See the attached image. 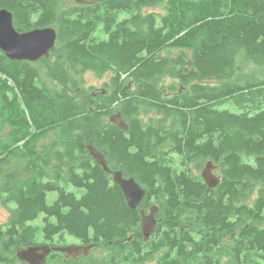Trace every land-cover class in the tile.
<instances>
[{"label":"trees","instance_id":"16d2710c","mask_svg":"<svg viewBox=\"0 0 264 264\" xmlns=\"http://www.w3.org/2000/svg\"><path fill=\"white\" fill-rule=\"evenodd\" d=\"M67 1L0 0L16 31L57 32L38 62L0 51V264L42 237L97 245L106 254L90 264H264V0ZM85 72L110 75L111 91L92 95ZM117 112L126 132L108 122ZM90 143L145 190L135 210ZM208 161L209 190L193 170Z\"/></svg>","mask_w":264,"mask_h":264},{"label":"water","instance_id":"95a60500","mask_svg":"<svg viewBox=\"0 0 264 264\" xmlns=\"http://www.w3.org/2000/svg\"><path fill=\"white\" fill-rule=\"evenodd\" d=\"M103 0H78L79 4H95ZM57 40V32L52 27L34 29L28 32H18L13 27V16L5 9H0V51L10 61H24L35 63L49 56L51 50L55 47ZM108 122L120 131L126 132L128 125L117 112L108 117ZM86 149L92 158L95 166L112 176V181L117 185L125 199L127 207L135 210L145 196V190L138 185L133 178H125L121 171L111 172L108 168L107 158L93 145L87 144ZM218 171V167L213 165L211 161L205 163L201 172V178L207 189H214L219 178L214 175ZM140 214V232L143 241L148 242L152 234L157 228V207L151 206L148 213L143 209L139 210ZM131 238H128L130 241ZM95 245H72L66 247H54V251L64 252L72 257L86 256L94 249ZM50 252L47 245L30 246L17 251L16 258L26 264H44L46 255Z\"/></svg>","mask_w":264,"mask_h":264},{"label":"rangeland","instance_id":"374dc122","mask_svg":"<svg viewBox=\"0 0 264 264\" xmlns=\"http://www.w3.org/2000/svg\"><path fill=\"white\" fill-rule=\"evenodd\" d=\"M75 4H77L75 2V0L74 1H67L66 3H64V7L74 6ZM144 11H145L144 13H151V12L162 13L161 8H147ZM159 54L161 57L168 58V59H174V58H176L182 54L186 55V58H190V56H191L190 52H186V51L182 52V51L176 50V49L164 50ZM43 66H44V64H39V67H43ZM41 70H43V68ZM83 80H84V85L92 90V92H91L92 95H98L99 93L104 95L106 92L109 93L111 91V89L109 88L110 87L109 85H111L110 75H104V76L99 78L91 72H85L83 74ZM164 83H166V85L168 87H171V86L179 87L180 90H178L176 92L177 94H180L184 91V88L180 83H178L172 79L170 80V78H168V77H165ZM171 83H172V85H170ZM206 83L216 85L219 82L216 80H209ZM53 85H56V84H53ZM171 94H173V93H171ZM49 139H50V137L46 141H44L43 144L48 145ZM203 168H204V166H203ZM193 170H194L195 174L198 173V175L201 176V172L203 169L199 172H195V169H193ZM214 175H216L219 178L218 171L214 172ZM148 210L145 212L148 213ZM9 218H10V212L8 211V209L4 208L0 205V227L6 226L8 224ZM38 222H40V221H38ZM65 241H66V243H75V244L78 243V241L73 240V239L68 238V237L65 238ZM16 253H17V251L14 252V256L16 255ZM105 254L106 253L104 251H101L100 249H94L91 252V257L100 258V257H103ZM148 264H152V263H148Z\"/></svg>","mask_w":264,"mask_h":264},{"label":"flooded vegetation","instance_id":"af4514ba","mask_svg":"<svg viewBox=\"0 0 264 264\" xmlns=\"http://www.w3.org/2000/svg\"><path fill=\"white\" fill-rule=\"evenodd\" d=\"M57 240H59L58 237H48V238L42 237L43 242L41 241L42 242L41 245H47L50 248V252L46 255L44 264H90L91 252L86 256H78L74 258L64 252H58L52 249L54 247H66L72 245L86 246L87 244H81L79 242L77 244L66 243V241L57 242ZM88 245H95V244L89 243ZM151 263L160 264L159 260L157 259H152ZM18 264H26V263L20 261V263Z\"/></svg>","mask_w":264,"mask_h":264},{"label":"bare ground","instance_id":"6f19581e","mask_svg":"<svg viewBox=\"0 0 264 264\" xmlns=\"http://www.w3.org/2000/svg\"><path fill=\"white\" fill-rule=\"evenodd\" d=\"M78 1V0H77ZM104 1V0H103ZM100 2H102V1H100ZM78 3V2H77ZM99 3V2H98ZM79 4V3H78ZM96 4V3H95ZM81 5H85V4H81ZM89 5H92V4H89ZM46 27V26H45ZM57 41V40H56ZM56 44V43H55ZM176 48V47H175ZM167 50V49H166ZM156 51V50H155ZM140 53V52H139ZM89 55V54H88ZM150 63V62H149ZM184 63V62H183ZM185 64V63H184ZM164 67V66H163ZM161 70V69H160ZM153 73H155V72H153ZM152 73V74H153ZM79 75V74H78ZM152 77V76H151ZM56 78V77H55ZM204 79V78H203ZM183 82V81H182ZM218 84V83H217ZM167 91V90H166ZM172 92V91H171ZM199 96V95H198ZM174 98V97H173ZM148 100V99H147ZM125 101V100H124ZM224 103V102H223ZM129 104V103H128ZM132 104V103H131ZM140 103H138V105H139ZM142 104V103H141ZM145 104V103H144ZM177 104V103H176ZM225 104V103H224ZM181 108V107H180ZM101 112V111H100ZM180 112V111H179ZM178 114V113H177ZM138 115V114H137ZM38 116V115H37ZM105 117V116H104ZM184 117V116H183ZM185 120V119H184ZM55 122V121H54ZM51 126V125H50ZM66 126V125H65ZM51 128V127H50ZM152 135V134H151ZM23 138V137H22ZM26 138V137H25ZM149 147V146H148ZM140 149V148H139ZM156 149V148H155ZM133 151V150H132ZM154 156V155H153ZM148 159V158H147ZM164 162V161H163ZM168 163V162H167ZM132 165V164H131ZM185 166V165H184ZM183 168V167H182ZM147 169V168H146ZM117 171V170H116ZM121 171V170H120ZM189 171V170H188ZM2 172V171H1ZM123 172V171H122ZM198 172V171H197ZM123 177H125V176H123ZM126 178H128V177H126ZM236 209V208H235ZM62 236V235H61ZM61 240V239H60ZM193 243V242H192ZM15 249H17V248H15Z\"/></svg>","mask_w":264,"mask_h":264}]
</instances>
